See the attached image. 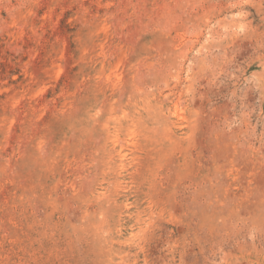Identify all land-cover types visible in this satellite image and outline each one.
<instances>
[{"label": "rangeland", "instance_id": "374dc122", "mask_svg": "<svg viewBox=\"0 0 264 264\" xmlns=\"http://www.w3.org/2000/svg\"><path fill=\"white\" fill-rule=\"evenodd\" d=\"M0 264H264V0H0Z\"/></svg>", "mask_w": 264, "mask_h": 264}]
</instances>
